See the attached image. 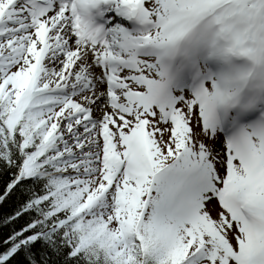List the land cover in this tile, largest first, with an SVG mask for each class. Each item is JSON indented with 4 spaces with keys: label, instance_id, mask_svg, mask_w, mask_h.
<instances>
[{
    "label": "snow or ice",
    "instance_id": "snow-or-ice-1",
    "mask_svg": "<svg viewBox=\"0 0 264 264\" xmlns=\"http://www.w3.org/2000/svg\"><path fill=\"white\" fill-rule=\"evenodd\" d=\"M0 264H264V0H0Z\"/></svg>",
    "mask_w": 264,
    "mask_h": 264
}]
</instances>
